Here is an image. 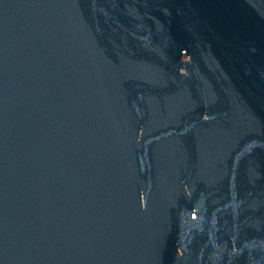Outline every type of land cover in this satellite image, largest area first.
Returning <instances> with one entry per match:
<instances>
[{
  "label": "water",
  "instance_id": "1",
  "mask_svg": "<svg viewBox=\"0 0 264 264\" xmlns=\"http://www.w3.org/2000/svg\"><path fill=\"white\" fill-rule=\"evenodd\" d=\"M0 264H264V0H0Z\"/></svg>",
  "mask_w": 264,
  "mask_h": 264
}]
</instances>
